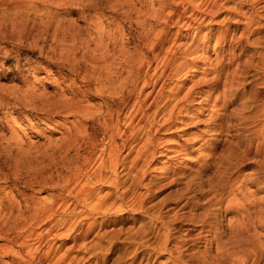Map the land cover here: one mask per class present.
Wrapping results in <instances>:
<instances>
[{"label": "rangeland", "instance_id": "obj_1", "mask_svg": "<svg viewBox=\"0 0 264 264\" xmlns=\"http://www.w3.org/2000/svg\"><path fill=\"white\" fill-rule=\"evenodd\" d=\"M58 1L0 0V264H264V0ZM160 37L194 49L129 131Z\"/></svg>", "mask_w": 264, "mask_h": 264}, {"label": "bare ground", "instance_id": "obj_2", "mask_svg": "<svg viewBox=\"0 0 264 264\" xmlns=\"http://www.w3.org/2000/svg\"><path fill=\"white\" fill-rule=\"evenodd\" d=\"M18 1H22V0H18ZM32 1V0H31ZM43 2L44 4H45V6H52V5H55V4H61V1H58V0H33V2L32 3H29L28 4V6L30 7V8H37V6L39 5V3H37V2ZM219 0H215L214 1V4H209V5H207V7H206V9H207V11L206 12H210V11H212V9H213V7L214 6H217V2H218ZM63 3V2H62ZM59 4V5H60ZM48 6V7H49ZM44 7V6H43ZM29 10H31V9H29ZM38 11H40V10H38ZM144 24V23H143ZM163 42H164V38L163 37H160L159 39H157L153 44H152V56L154 57V58H157V57H159L160 56V51H161V49H162V46H163ZM102 49H104V48H100L99 50H102ZM194 49V48H193ZM193 49H190V47L188 46V47H185L184 48V50L182 51V55L181 56H179V57H176L175 56V54L174 53H172V54H169V55H165V56H160V59H161V61H162V63H163V65H162V67L160 68V69H158V71H157V66H154V68H153V70H154V72H153V80L151 81V80H149V79H147V80H145V79H143V81H141V82H138V78H136V82H135V87H137L136 89H139V91H142L143 89H145V88H149V90L143 95V99H140L139 100V104H138V110H137V112H136V110L134 111V113H131V115L129 116V118H128V120H127V130H129V131H135L136 129L133 127V124H135V127L136 128H140V126L142 125V123H143V120H144V118H145V116L146 115H148L149 113H152L153 115H156L157 113H160V109L163 107V106H165L166 104H167V102L169 101V102H171L175 97H174V95L173 94H171V93H169V94H167L166 93V95L164 94L165 92H168L169 90H170V81H172V80H176V76H179L178 74H180V72H181V70H182V68H183V66H184V64H185V55H188V54H191V50H193ZM105 50V49H104ZM103 50V51H104ZM102 51V52H103ZM99 52H101V51H99ZM105 52V51H104ZM103 52V53H104ZM32 53V52H31ZM117 55H114V54H112L113 55V58H109V57H107L106 59H102L103 61H100V63L101 62H103V63H101V65L100 66H102L103 68H105V69H107V67L109 68V67H111V66H113L114 65V62H115V60L114 59H118L119 57L118 56H122L123 57V59H125V61H124V63H125V66H126V64H127V67H129L130 65L129 64H131V61H130V59H129V57H126L125 56V54L124 53H122V51H119L118 53H116ZM99 55V54H98ZM101 55H104L105 56V54H102L101 53ZM111 55V56H112ZM104 56H103V58H104ZM109 56V55H108ZM98 60H101L100 59V57H98ZM95 63H99V61H97L96 62V60L94 61ZM97 63V64H98ZM123 63V64H124ZM93 65H94V63H93ZM99 65V64H98ZM98 65H97V67H98ZM94 66H96V65H94ZM99 66V67H100ZM132 66V65H131ZM142 66H144V65H142ZM101 67V68H102ZM126 68V67H125ZM133 68V67H132ZM128 70H129V68H127ZM129 72V74H130V70L128 71ZM195 86H190L189 88H188V90H187V92H186V94L184 95V97L181 99V100H183V99H185L186 97H187V95L190 93V91L192 92V90H194L193 88H194ZM264 89V88H263ZM174 97V98H173ZM178 101H179V99H177L175 102H173V103H171L170 105H169V108H168V112H167V114H162L163 116H168V117H166L165 118V120H168V119H170L171 117V115L173 114V112L178 108ZM131 103V94H130V92H129V94H128V97L124 100V103H123V107L124 108H126V107H128L129 106V104ZM167 106V105H166ZM163 109H164V107H163ZM167 110V109H166ZM177 113H178V110H177ZM123 142H124V144H126L127 143V140L125 139V140H123ZM184 150H187V148H185ZM171 151H173V152H176L178 155L179 154H184V152L182 151V149L180 150V149H177V150H171V149H169L168 150V152H171ZM160 155H162V156H165V154H160ZM108 158V157H107ZM112 159H114V157H111V155H109V158H108V160H102V163H105L106 161L107 162H109V163H112ZM104 167V166H103ZM99 170V169H98ZM97 170V171H98ZM95 172V177H94V175H93V177H94V180L95 181H100L101 179H103L104 178V171L100 168V170L98 171V172ZM86 188V187H85ZM87 190H88V187H87ZM89 191V190H88ZM86 195H87V193H85ZM139 200V199H138ZM103 201H104V199H103ZM105 203V202H104ZM101 204H102V202H101ZM100 204H98V206H99ZM141 205V204H140ZM139 205V206H140ZM102 207V206H101ZM46 208V207H45ZM44 208V209H45ZM35 209V208H34ZM33 209V210H34ZM40 209V208H39ZM47 209H48V207H47ZM49 209H51L50 208V206H49ZM38 210V209H37ZM15 211V210H14ZM39 211V210H38ZM38 211H36L37 213H38ZM41 211H42V208H41ZM50 211V210H49ZM74 211V207H72V209H71V211H70V213L71 212H73ZM33 212H35V211H33ZM43 212V211H42ZM41 212V213H42ZM47 212V211H46ZM39 213H40V211H39ZM40 213V214H41ZM45 213V212H44ZM40 214H36V215H40ZM44 215V214H43ZM47 215V214H46ZM45 215V216H46ZM31 217H32V215H30ZM33 216H35V215H33ZM53 216V214H52V212L50 211V214L49 215H47L44 219H45V224L46 223H48V225H49V222H51V217ZM59 216V215H58ZM43 217V216H42ZM65 217V216H64ZM39 218V217H38ZM41 218V217H40ZM32 219L33 218H31V220H29V221H32ZM34 221H36V219H33ZM39 220V219H38ZM33 222V221H32ZM65 222H66V218H62V217H57L56 219H54L53 218V223L51 224V226L49 227L48 225V228L46 229V231L44 232V233H39L38 234V237H39V241H40V238H41V241L42 242H46V240H47V236L48 235H50V234H52V233H50L51 232V230H52V228L55 226V225H62V224H65ZM35 223V222H34ZM37 223V222H36ZM33 223H31V225H32ZM30 225V224H29ZM84 230H86V229H84ZM83 231V230H82ZM34 230L33 231H30V232H28V235H27V238L28 239H31V237L33 236V235H36V234H34ZM249 232V231H248ZM46 233H47V235H46ZM45 234V235H44ZM51 236V235H50ZM50 236H49V238H50ZM26 244V243H25ZM27 248H28V245L26 244L25 245ZM39 245L38 246H36L35 245V247H31V248H28V250H27V253H28V255L30 256V257H33L34 256V254L37 252V250L39 249ZM18 253V252H17ZM16 253V254H17ZM45 254V253H44ZM46 255V254H45ZM45 255H44V257H45ZM61 255H63V254H61ZM62 257V256H61ZM66 257V256H65ZM65 257H64V259H65ZM46 258V257H45ZM58 259V258H57ZM60 259V258H59ZM61 260H62V258H61ZM51 262V264H52V261H50ZM25 263L27 264V263H29V260H26L25 261ZM24 263V264H25ZM17 264H19V262H17ZM53 264H60L59 263V261H56V262H54ZM252 264H254V263H252Z\"/></svg>", "mask_w": 264, "mask_h": 264}]
</instances>
